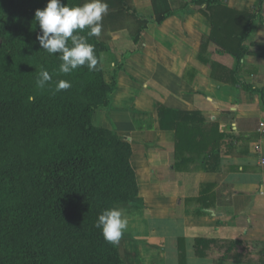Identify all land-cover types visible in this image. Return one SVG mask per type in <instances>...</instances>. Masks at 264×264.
Instances as JSON below:
<instances>
[{"label": "crops", "instance_id": "obj_1", "mask_svg": "<svg viewBox=\"0 0 264 264\" xmlns=\"http://www.w3.org/2000/svg\"><path fill=\"white\" fill-rule=\"evenodd\" d=\"M222 1L233 11L224 14L227 28L216 35L219 41L200 5L159 25L152 23V0H125L123 12L109 7L106 24L103 16L98 38L106 45L105 81L119 71L93 123L131 145L144 202L142 210L127 215L119 242L128 264H180L182 251L188 264L190 249L199 264H264V0ZM251 18V30L239 42ZM144 22L149 23L136 41ZM230 48L246 50L239 59ZM159 104L197 111L206 126L217 125L224 137L216 169L198 168L209 144L194 162L175 169L190 153L176 152V132L161 127ZM197 238L215 240L203 247L204 256L196 254Z\"/></svg>", "mask_w": 264, "mask_h": 264}, {"label": "trees", "instance_id": "obj_2", "mask_svg": "<svg viewBox=\"0 0 264 264\" xmlns=\"http://www.w3.org/2000/svg\"><path fill=\"white\" fill-rule=\"evenodd\" d=\"M63 2L74 6L84 0ZM46 3L0 0V264H128L119 244L107 242L94 226L104 209L120 205L142 210L144 206L130 161L131 145L113 130L93 123L94 113L107 106L108 96L116 88L119 68L109 83L101 62L93 71L85 65L69 75L59 73V54H49L36 39L41 30L34 20L35 11ZM107 3L120 12L127 7L125 0ZM152 5V23L158 25L190 5L202 6L212 22L214 41H219V32L224 33V14L233 11L222 0L178 4L152 0ZM135 15L141 19L139 13ZM144 23L136 41L149 22ZM252 23L251 18L239 42ZM89 42L95 45L97 56L106 49L96 36L89 37ZM220 44L224 51V43ZM230 49L239 59L246 50ZM200 59L207 60L202 54ZM41 67L52 75L42 90L36 87ZM60 79L70 80L72 86L56 92ZM29 95L35 96L34 102H28ZM159 115L161 127L176 132V152L190 153L176 162V170L194 162V155L208 144V154L198 168L218 167L224 133L216 124L206 126L197 111L162 104ZM214 241L197 238L196 254L204 256L203 247ZM237 243L227 242L229 246ZM184 263L182 251L180 264Z\"/></svg>", "mask_w": 264, "mask_h": 264}, {"label": "clouds", "instance_id": "obj_3", "mask_svg": "<svg viewBox=\"0 0 264 264\" xmlns=\"http://www.w3.org/2000/svg\"><path fill=\"white\" fill-rule=\"evenodd\" d=\"M108 11L107 0H84L83 4L74 6L67 5L63 0H47L43 9H36L34 20L42 33H38L36 39L49 54H59L62 61L59 73L69 75L85 65L90 71L97 69L103 56L96 55L95 45L89 42V37L101 34L102 19ZM51 81L52 75L41 67L36 77V87L45 89ZM71 86L70 80L60 79L55 91L67 90ZM27 99L34 102L35 96L29 95ZM94 226L101 230L107 242L118 245L128 229L129 219L122 208L113 206L102 210ZM188 264H199L191 249Z\"/></svg>", "mask_w": 264, "mask_h": 264}, {"label": "rangeland", "instance_id": "obj_4", "mask_svg": "<svg viewBox=\"0 0 264 264\" xmlns=\"http://www.w3.org/2000/svg\"><path fill=\"white\" fill-rule=\"evenodd\" d=\"M109 13V12H108ZM108 13L106 14V15H104V17H105V24L107 23V21H108ZM107 29V28H106ZM112 77H113V75L111 76V78H110V81L112 80ZM96 124L97 123H99L98 121H96L95 122ZM130 206V205H129ZM118 207H120V208H122L124 211H125V214L126 215H130L132 212H134V210L132 211V209H129V208H127V207H123V206H118Z\"/></svg>", "mask_w": 264, "mask_h": 264}, {"label": "built area", "instance_id": "obj_5", "mask_svg": "<svg viewBox=\"0 0 264 264\" xmlns=\"http://www.w3.org/2000/svg\"><path fill=\"white\" fill-rule=\"evenodd\" d=\"M260 126H261V130H262V128L264 127V121L260 123ZM260 164H261L262 166H264V156H262V157L260 158Z\"/></svg>", "mask_w": 264, "mask_h": 264}, {"label": "water", "instance_id": "obj_6", "mask_svg": "<svg viewBox=\"0 0 264 264\" xmlns=\"http://www.w3.org/2000/svg\"><path fill=\"white\" fill-rule=\"evenodd\" d=\"M0 43H1V40H0Z\"/></svg>", "mask_w": 264, "mask_h": 264}]
</instances>
